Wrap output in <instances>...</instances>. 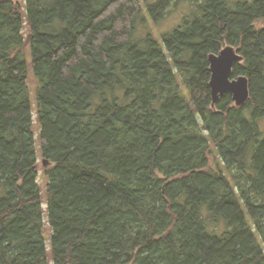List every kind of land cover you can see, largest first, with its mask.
Returning a JSON list of instances; mask_svg holds the SVG:
<instances>
[{
  "label": "trees",
  "instance_id": "16d2710c",
  "mask_svg": "<svg viewBox=\"0 0 264 264\" xmlns=\"http://www.w3.org/2000/svg\"><path fill=\"white\" fill-rule=\"evenodd\" d=\"M260 22L264 0H0V264H264ZM227 45L242 107L212 104Z\"/></svg>",
  "mask_w": 264,
  "mask_h": 264
},
{
  "label": "water",
  "instance_id": "95a60500",
  "mask_svg": "<svg viewBox=\"0 0 264 264\" xmlns=\"http://www.w3.org/2000/svg\"><path fill=\"white\" fill-rule=\"evenodd\" d=\"M244 57L238 50L227 45L219 54L209 55L211 70L210 88L213 100V107L222 96L232 94L237 107L244 106L250 99L249 80L246 76L232 78L233 69L236 63H243ZM45 167L48 162L44 161Z\"/></svg>",
  "mask_w": 264,
  "mask_h": 264
},
{
  "label": "rangeland",
  "instance_id": "374dc122",
  "mask_svg": "<svg viewBox=\"0 0 264 264\" xmlns=\"http://www.w3.org/2000/svg\"><path fill=\"white\" fill-rule=\"evenodd\" d=\"M15 1L23 3L25 0H15ZM231 1L233 3H238V2H251L252 0H231ZM192 11H194L193 6H191L189 3H183V4L178 5L177 7H173L169 11V13L166 15V18L164 20L159 21V22L153 21L150 14L147 11H145L149 14L148 17L150 20H147L148 23L145 26H142L140 32H138V35L140 36L138 38L141 39V38H145L147 36H151L152 38L157 40L160 44H162L164 35L173 32L176 28H178L180 25H182L184 20L192 14ZM257 27H264V22L257 23ZM28 55H30V53ZM31 71H32V69H31ZM31 71H30L29 78H30L31 90L33 92L32 93L33 102L35 104L36 93L34 91L36 88V81H34ZM34 118H35V120L37 119L36 108L34 111ZM259 126H260L261 130L264 132V117L259 121ZM38 136H39V126H38V123H36V121H35V137L39 143ZM215 157H216L215 155H213L211 157V163H212L213 167H216V165H217V160H215L216 159ZM44 173L45 172H44V167H43V161L41 158V154L39 153L38 182L41 186L43 198L46 199L47 179H46ZM46 207H47V205L44 203L45 211H46ZM45 220H47L46 214H45ZM47 228H48V223H47ZM260 242L263 244L261 239H260ZM263 246H264V244H263Z\"/></svg>",
  "mask_w": 264,
  "mask_h": 264
}]
</instances>
